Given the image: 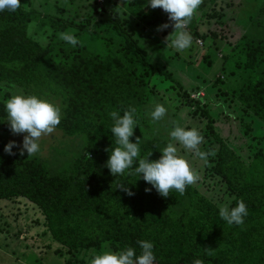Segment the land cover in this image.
I'll use <instances>...</instances> for the list:
<instances>
[{
	"label": "trees",
	"instance_id": "1",
	"mask_svg": "<svg viewBox=\"0 0 264 264\" xmlns=\"http://www.w3.org/2000/svg\"><path fill=\"white\" fill-rule=\"evenodd\" d=\"M257 1L259 19L251 20L257 30L251 29L230 51L234 67L240 75L246 74L231 95L246 117L264 126V0ZM20 3L15 12H0V83L12 84L25 94L59 99L62 119L56 127L65 136L80 137L83 144L59 174H52L37 156L20 155L14 149L11 155L0 151V200L26 199L37 205L53 240L73 254L125 246L136 248L139 254L136 241L148 240L154 244L156 264H193L197 259L202 264H264L263 150L253 151L249 142L247 156L238 154L221 137L214 117L194 104L192 116L205 118L200 151H216L203 166L205 185L223 193L229 207L243 199L248 215L240 226L224 222L218 215L220 205L194 184L186 186L183 195L171 190L162 197L155 189L145 192L151 185L133 170L113 176L106 167L114 146L108 113L123 115L124 110L134 109L138 127L130 140L140 138V157L151 152L149 159L156 160L168 140L162 133L154 135L150 112L158 99L150 90L151 80L158 74L180 89L182 85L148 59L117 17L99 23L116 52L100 57L79 47L68 51L66 46H46L29 35L36 22L46 26L56 42H63L59 33L72 29L90 34L92 26L76 0L75 8L60 3V12L58 2L51 7L54 12H42L46 4L39 0ZM162 11L157 7L149 17L153 21ZM194 24L192 17L188 26L194 29ZM196 35L206 38L197 32L191 36ZM231 73L236 75L235 70ZM184 94L192 105L189 92ZM5 119L0 102V129L10 132Z\"/></svg>",
	"mask_w": 264,
	"mask_h": 264
},
{
	"label": "rangeland",
	"instance_id": "2",
	"mask_svg": "<svg viewBox=\"0 0 264 264\" xmlns=\"http://www.w3.org/2000/svg\"><path fill=\"white\" fill-rule=\"evenodd\" d=\"M39 1L46 4L43 5L42 12H54L52 8H55L56 2L60 12L63 8L61 4H64L63 0ZM66 2L67 7L75 8L74 0H66ZM76 2L77 5L81 4L78 8L86 12L85 17L90 22L89 27L92 26L90 34L85 30H71L80 40L77 47L100 57L105 56L109 51L116 55L115 46L106 42L107 35L99 23L107 18L117 17L121 23L123 22L124 28L134 35L148 59L168 70L182 85L183 89H180L175 83L165 80L158 74L152 78L150 90L158 99L156 104H163L166 108L165 116L160 121L153 122L154 135L162 133L169 143L168 133L172 130L174 122L185 128H196L200 133L205 118L191 114L195 108L194 104L197 103L205 107L214 117L215 126L220 130L221 137L238 154L247 156L248 150L251 151L247 148L249 142L253 151L260 149L264 152V126L256 119L246 117L238 101L231 95V90L242 83L246 74L240 75V71L234 67L230 51L242 36L251 32V29L253 32L257 30L256 27L251 26V20L259 19L257 15L259 1L202 0L193 15L194 29L187 24L185 30L191 35L197 32L205 35L206 38L201 39V36L196 35L192 46L183 53L166 47V37L170 35L171 38L174 22L167 19V13L164 11L156 15L152 21L149 15L154 9L148 6L147 0H106L103 5L100 4V0ZM97 6L100 9L97 10ZM166 23L169 27L158 30L159 26ZM261 29L264 31L263 28ZM29 35L46 46L51 44L56 48L66 46L68 51L77 48L52 40L46 26L38 22L31 25ZM198 39L202 40L203 45L197 44ZM232 70H235L236 75L231 73ZM11 85L0 83L1 103L14 92L24 93L16 86L12 88ZM184 91L189 92V99L194 102L192 105L187 103ZM52 100L62 108L59 99ZM163 129L166 130L162 132ZM25 134L14 135L0 129V151L9 141H15L17 147L13 149L19 151L18 146L22 143ZM39 144L40 151L34 156L43 160L52 174H59L80 151L83 142L80 137L65 136L61 128L55 127L52 133L40 138ZM174 146L177 154L188 161L198 176L193 183L194 186L208 197L214 198L218 205H228V201L223 199V193H219L217 188L210 189V186L205 185L206 175L203 171L205 161L193 150L185 149L178 142H174ZM201 147L202 144L199 145V150ZM100 250L104 249L83 250L79 254L69 253L53 240L46 225V218L37 205L26 199L0 200V264H88L89 254Z\"/></svg>",
	"mask_w": 264,
	"mask_h": 264
},
{
	"label": "clouds",
	"instance_id": "3",
	"mask_svg": "<svg viewBox=\"0 0 264 264\" xmlns=\"http://www.w3.org/2000/svg\"><path fill=\"white\" fill-rule=\"evenodd\" d=\"M201 3L202 0H147L149 7L161 8L168 14V20L174 22L171 38L170 35L166 37V47L183 53L192 46L193 37L185 30V26ZM20 5V0H0V12L5 10L15 12ZM167 27L169 25L166 23L159 26L158 30ZM59 39L72 48H76L80 43L78 36L71 30L59 33ZM11 87L15 86L11 85ZM3 108L10 132L14 135L26 133L18 148L20 155H24L26 151L28 157L40 151V138L52 133L62 119V109L54 100L35 93L14 92L3 101ZM165 114V106L157 103L150 112V117L153 122H157ZM108 115L113 121L110 131L114 138V146L111 147L106 167L115 177L133 170L139 178L151 185V188H145V192L155 189L159 195L167 197L171 190H175L183 195L186 186L192 185L198 179L188 161L177 154L174 142L183 145L185 149L193 150L205 163H208V157L214 158L216 155L214 148H210L207 152L199 150L203 137L196 128H185L174 122L172 130L168 133L170 142L160 151L159 158L150 160L151 152L140 157V138H135L134 142L130 140L134 136V129L138 127L135 110L128 108L123 111V115L118 111H111ZM13 147H17L16 142L9 141L4 146V152L13 154ZM134 163L136 166L133 169ZM125 191L128 195H133L127 189ZM218 215L228 225L240 226L248 215V208L243 199H237L233 207L219 206ZM136 244L140 249L139 254L132 246H125L116 251L100 250L89 254L88 264H156L153 242L137 240ZM193 264H202V262L197 259Z\"/></svg>",
	"mask_w": 264,
	"mask_h": 264
},
{
	"label": "built area",
	"instance_id": "4",
	"mask_svg": "<svg viewBox=\"0 0 264 264\" xmlns=\"http://www.w3.org/2000/svg\"><path fill=\"white\" fill-rule=\"evenodd\" d=\"M104 3H105V0H100V4H101V5H103ZM166 16H167V19H168V14H167ZM186 26H187V25H186ZM186 26H185V27H186ZM197 44L200 45V46L203 45L202 40H201V39H198V40H197Z\"/></svg>",
	"mask_w": 264,
	"mask_h": 264
},
{
	"label": "crops",
	"instance_id": "5",
	"mask_svg": "<svg viewBox=\"0 0 264 264\" xmlns=\"http://www.w3.org/2000/svg\"><path fill=\"white\" fill-rule=\"evenodd\" d=\"M77 1V0H76ZM106 1V0H105Z\"/></svg>",
	"mask_w": 264,
	"mask_h": 264
}]
</instances>
